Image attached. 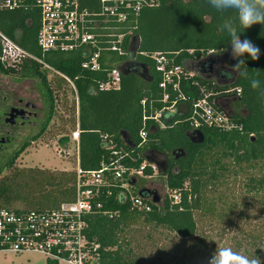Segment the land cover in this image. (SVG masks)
<instances>
[{"label": "trees", "instance_id": "16d2710c", "mask_svg": "<svg viewBox=\"0 0 264 264\" xmlns=\"http://www.w3.org/2000/svg\"><path fill=\"white\" fill-rule=\"evenodd\" d=\"M154 2L153 6L140 9L135 22L131 18L124 23H109L115 33L129 31L124 38V56L110 51L103 53L106 58L103 68L121 66V85L117 90H100L98 82L104 79L103 71L82 70L80 63L83 59L79 52L42 55L37 46L38 16L35 10L0 12V31L35 58L25 59L18 68L0 65V72L10 74L20 70L36 76L42 89L48 93L50 109L57 101L64 80L57 74L47 79V70L36 59L73 80L78 104L76 107L73 99L65 105L70 115L65 121L71 132L79 130L77 156L81 170H94L101 163L118 158L126 169L142 166V175H151V167L144 156L154 151L165 157L166 170L163 173L158 171L165 178V189L179 194V201L175 204L167 195L158 205L146 200L151 210L141 212L131 207L129 201L117 200L114 192L107 196L99 191L91 198L93 209L85 219L87 239L98 245L95 264H142L128 236L130 228L139 223L174 233L180 239L195 236L197 216L214 213L216 202L226 204L228 209L234 206L236 199L231 192L236 181L245 196L264 192V26L253 24L244 31L236 27V31H243L239 34L240 39H249L261 55L255 60L245 59L244 75H239L233 68L238 58H228L225 65L232 71L231 81L219 84L201 74L198 64L210 54L219 55V52L232 50L224 24L234 23V20L212 11L206 0ZM80 4L92 11L98 9L99 1L80 0ZM136 42L139 51L166 54L181 65L184 72H192L180 82L179 89L184 98L178 100L177 108L173 112L161 111L159 121L163 127L153 119L143 120V116L168 106L176 92L168 88L169 100L161 101V77L155 71L154 62L146 56L133 59L132 49ZM223 75L225 78L230 76L228 73ZM253 79L259 82L256 89L251 87ZM201 89L211 93L212 105L220 111H227L235 126L229 130L200 127L198 131L204 139L201 143H192L186 136L190 132L188 111L191 102L201 97ZM236 89L240 90L238 94ZM142 100H145L144 106ZM220 104L227 105V109L221 108ZM181 105L183 110L179 109ZM45 127L33 138L39 137ZM140 130L147 132L142 146L138 145ZM61 131L65 133L66 130ZM26 145L8 160L5 174L0 170V207L42 210L74 201V169L50 171L14 166L18 153ZM178 149H182L184 156L172 154ZM113 150L118 154L112 155ZM129 183L133 184L132 178ZM142 197L147 198V195ZM96 203L100 206L95 207ZM107 211L115 214L110 217L104 213ZM202 243L193 242L194 246ZM235 248L242 255L256 259L258 264H264L262 233L256 236L247 234L245 242L235 243ZM46 264L57 262L48 260ZM175 264H185L184 258H176Z\"/></svg>", "mask_w": 264, "mask_h": 264}, {"label": "built area", "instance_id": "2783aa9c", "mask_svg": "<svg viewBox=\"0 0 264 264\" xmlns=\"http://www.w3.org/2000/svg\"><path fill=\"white\" fill-rule=\"evenodd\" d=\"M97 10L82 8L80 0H0V12L18 9L35 10L37 19V46L42 55L49 52L72 53L79 52L82 57L80 68L89 72L103 71L104 79L98 82L100 90H117L121 85V66L103 68L106 58L105 52H114L124 56V38L128 32L115 33L109 23H124L135 18L143 6H153L154 0H98ZM135 27V25H134ZM101 31H96V29ZM137 56L149 57L160 75L159 88L162 91V102L169 100L168 88L176 92L168 106L160 111H154L145 119H153L160 126L159 121L162 110L173 112L177 108L179 99L184 98L180 93V82L185 75L182 66L175 63L173 58L160 52L147 53L139 51L137 42L134 44ZM133 45V46H134ZM210 51L209 53H212ZM35 59L14 40L0 31V65L4 68H18L25 59ZM42 68L56 73L69 86L70 92L78 104L77 90L74 82L68 76L57 72L51 66L36 59ZM237 94L240 92L236 89ZM201 97L193 100L189 106L188 120L190 132L200 127H213L229 130L235 125L225 111L216 109L210 99V92L201 89ZM145 105V100L141 101ZM79 130L71 132L73 140L78 141ZM139 146L147 138L145 130L139 131ZM105 139V137H104ZM111 143V142H110ZM109 143V145H110ZM112 148V144L110 145ZM112 155L118 152L113 150ZM78 154V146H77ZM152 173L158 172L154 164H149ZM76 197L71 202H61L49 209H26L0 207V253H39L46 260L56 261L57 264H95L97 261V244L90 242L85 234V219L92 212L91 198L99 191L107 196L115 193L117 200L129 201L131 207L141 212H149L150 198H144L132 189L133 184L129 178L142 175V166L138 169L126 167L118 158L103 162L94 170L83 172L78 164L76 166ZM166 191L169 189L166 188ZM134 192L137 195H134ZM170 201L175 204L179 201V194L175 191L169 194ZM173 199V200H171ZM151 203V202H150ZM152 204V203H151ZM96 203L95 207H99ZM110 217L115 214L104 212Z\"/></svg>", "mask_w": 264, "mask_h": 264}, {"label": "rangeland", "instance_id": "374dc122", "mask_svg": "<svg viewBox=\"0 0 264 264\" xmlns=\"http://www.w3.org/2000/svg\"><path fill=\"white\" fill-rule=\"evenodd\" d=\"M219 55H227V59L233 58L232 50L219 52ZM260 55L259 52L258 56ZM46 72L49 80L56 74L51 71ZM37 84L39 79L27 72L20 70L10 74L0 72V131L8 128L2 117L11 93L22 94L24 100H31L36 105L37 113L34 119L36 124L32 126L26 123L20 130L15 145L0 154L2 174L8 171V160L25 143L27 145L22 152L18 153L14 166L50 171H72L76 166L77 143L73 140L71 130L68 129L69 125L66 121L70 115L64 108L73 100L69 86L64 82L61 83L57 101L53 109L49 107L48 112L43 101L36 99L37 95L34 97L31 95L37 90ZM220 105L224 110L227 109V105ZM179 109L183 110L184 106L181 105ZM44 126H46L45 131L39 137L33 138ZM63 128L66 130L65 133L61 131ZM151 156L158 162L163 161L162 156ZM164 185L165 178L156 172L151 175H137L132 189L138 192L139 189L147 187L156 190L161 197L164 195L169 197V194L175 190L166 191ZM241 192V187L236 181L231 192L236 199L234 206L228 209L226 204L216 202L214 213L197 216V233L189 239H180L174 233L143 223L130 228L128 236L142 264H175L176 258L182 257L185 264H208L210 258L221 248H231L233 252L242 255L236 250L235 243L245 242L247 234L256 236L262 233L264 235V192L250 196L249 194L245 196ZM26 209H32V207H26ZM193 242L203 243L200 246H194ZM46 262V258L39 253H0V264H46Z\"/></svg>", "mask_w": 264, "mask_h": 264}, {"label": "clouds", "instance_id": "9594fccd", "mask_svg": "<svg viewBox=\"0 0 264 264\" xmlns=\"http://www.w3.org/2000/svg\"><path fill=\"white\" fill-rule=\"evenodd\" d=\"M206 2L215 13L226 14L234 20V23H225L224 30L231 45L232 55L238 58L233 68L239 75H244L242 67L245 66V59H257L259 49L249 39L241 40L239 34L253 24L264 26V0H206ZM237 26L243 31H236ZM258 86L259 82L253 79L251 87L256 89ZM208 264H258V261L233 252L231 248H221L210 258Z\"/></svg>", "mask_w": 264, "mask_h": 264}, {"label": "flooded vegetation", "instance_id": "af4514ba", "mask_svg": "<svg viewBox=\"0 0 264 264\" xmlns=\"http://www.w3.org/2000/svg\"><path fill=\"white\" fill-rule=\"evenodd\" d=\"M199 72L203 75H207L209 79L215 80L219 84L230 83L232 71L225 65V63L216 61L210 65L208 60H204L203 62L198 64ZM223 73H228L230 76L225 78ZM8 101V105L5 108L3 113V121L6 123V129L0 131V154L6 152L7 148H12L15 143L18 135L20 134V130L24 127L26 123L34 126L36 121L34 119L37 117L36 105L32 103L31 100H24L22 94L11 93ZM32 97L36 96V99L42 100L43 104L47 106V111L49 112V96L45 89H42L40 83L37 84V90L31 94ZM6 100V99H5ZM11 109H16L19 113L12 119L11 122L5 121L8 117ZM150 155L162 156L163 161H165V157L159 153L151 151Z\"/></svg>", "mask_w": 264, "mask_h": 264}, {"label": "water", "instance_id": "95a60500", "mask_svg": "<svg viewBox=\"0 0 264 264\" xmlns=\"http://www.w3.org/2000/svg\"><path fill=\"white\" fill-rule=\"evenodd\" d=\"M137 49L136 48H133L132 49V52H135ZM227 59V55H217V54H210L208 55V57L206 58V60L209 61L210 65L212 63H215L216 61H220V62H225V60ZM146 74L147 71H145ZM221 108H223L222 106H220ZM19 113L18 110L16 109H11V111L9 112L8 114V117L5 119V121H8V122H11L12 119ZM226 113H228L226 111ZM187 138L192 142V143H201L204 139L202 133L198 130H195V131H192V132H188L186 134ZM122 137L124 140L127 141V138L125 137L124 134H122ZM181 152V153H180ZM173 155H175V157H179V156H184V152L182 151V149H178L177 151H173L172 152ZM144 160L149 163V164H154L157 166L158 168V171L160 172H165L166 170V161H162V162H158L157 160H155L149 153H147L145 156H144ZM138 195L140 196H145L147 195V197L150 198V202L154 205H158L162 202L163 197H161L157 192L156 190H152V189H149L147 187H143L141 189H139V191L137 192ZM152 195V196H151ZM151 196V197H150Z\"/></svg>", "mask_w": 264, "mask_h": 264}]
</instances>
